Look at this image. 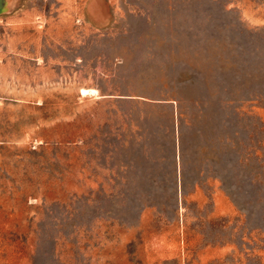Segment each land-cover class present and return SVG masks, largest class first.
Masks as SVG:
<instances>
[{"label": "rangeland", "instance_id": "1", "mask_svg": "<svg viewBox=\"0 0 264 264\" xmlns=\"http://www.w3.org/2000/svg\"><path fill=\"white\" fill-rule=\"evenodd\" d=\"M0 264H264V0H1Z\"/></svg>", "mask_w": 264, "mask_h": 264}, {"label": "water", "instance_id": "2", "mask_svg": "<svg viewBox=\"0 0 264 264\" xmlns=\"http://www.w3.org/2000/svg\"><path fill=\"white\" fill-rule=\"evenodd\" d=\"M0 7H1V0H0Z\"/></svg>", "mask_w": 264, "mask_h": 264}]
</instances>
